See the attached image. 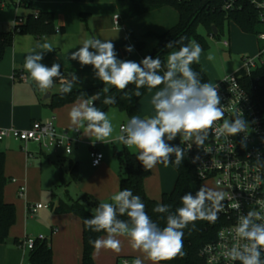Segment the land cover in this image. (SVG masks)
Instances as JSON below:
<instances>
[{"label": "clouds", "instance_id": "9594fccd", "mask_svg": "<svg viewBox=\"0 0 264 264\" xmlns=\"http://www.w3.org/2000/svg\"><path fill=\"white\" fill-rule=\"evenodd\" d=\"M44 40L43 43L37 42L26 55L23 70L42 92L53 88L58 78L61 84L59 93L62 96L69 94L78 77L75 73L69 74L70 79L65 77L59 63L53 62L50 67L42 63L45 53L54 51L47 38ZM165 47L170 50L166 59L162 60L159 55L155 58L145 56L137 62L118 58L112 40L93 37L85 39L69 55V59L78 61L82 68L90 65L96 79L113 86L118 92H125L129 85H134L131 95L140 97L141 89H156L151 99L155 114L144 118L133 115L120 125L118 132L108 113L94 103L100 99V93L87 99L78 98L68 114L75 126L73 130L85 128V135L92 140L94 138V142L121 144L130 150L135 149L136 159L148 171L158 164L173 163L179 167L185 159V149L181 144H186L190 150L193 143L198 148L202 147L209 135L231 142L229 138L240 133H244L246 139L249 132V123L239 109L230 119L225 118L218 85L203 82L200 73L193 69L192 65L200 62L202 46L181 36L178 40L169 41ZM125 50L132 52L134 48L127 46ZM207 59L215 60L214 54L209 53ZM103 91L107 93L109 89L104 88ZM102 103L113 105L116 97L105 95ZM219 121H223L222 124H218ZM177 137L180 143H171ZM242 146L246 145L242 143ZM225 197L224 191L201 186L195 195L192 192L182 195L181 206L175 211L171 210V205L157 203L153 212L163 214L161 218L165 220V226L161 227L148 215L141 197L124 188L111 196V202L99 203L91 217L84 220L87 229L106 233V236L89 243L97 252L106 249L119 253L121 240L118 237L123 236L130 247L140 251L151 264L182 258L186 255L184 230L189 225L194 230L196 221L215 223L223 210ZM256 204L264 208V201L257 200ZM231 207L240 212L238 201ZM121 216L128 219H120ZM231 235L234 243L224 245L222 255L225 260L238 261L239 264H264V215L260 211L249 209L246 214L240 212ZM218 236L224 240L223 231ZM208 248L211 250V246ZM132 264H144V261L137 257Z\"/></svg>", "mask_w": 264, "mask_h": 264}, {"label": "crops", "instance_id": "0c3cea01", "mask_svg": "<svg viewBox=\"0 0 264 264\" xmlns=\"http://www.w3.org/2000/svg\"><path fill=\"white\" fill-rule=\"evenodd\" d=\"M6 6L2 4L1 7L5 8ZM168 7L171 6H164L127 20L120 19L119 25L116 26L114 17L117 14L120 15L116 0H34L31 8L25 7L26 14H16V19L20 17L21 23L30 13L50 12L53 15L55 29H61V31L41 36L25 33L15 34L12 46L6 49L3 59L0 61V126L26 129L34 121L54 118L60 131L67 129L72 134L75 126L71 124L68 114L77 100L61 107H49L51 96L59 93L61 84L55 83L51 91L45 94L39 90L35 83L28 78V73L23 70L26 55L30 53L37 42L43 43L45 42L44 38H47V42L53 45L54 51L45 53L42 63L50 67L53 62H56L61 65L60 70L62 71L71 69V73H75L78 77L77 81L72 83V89L88 86L111 88L113 86L103 84L95 78L90 65L82 68L78 61H71L70 53L76 51L85 39L95 37L112 40L118 58L139 62L149 53L148 51L144 54L145 49L149 46V49H153L156 45L157 35L179 21L178 11L173 7L165 9ZM165 10H169L166 11L169 17L165 12L162 20H156L157 12ZM150 22L152 23L150 24ZM138 24L143 25L142 30L138 28ZM146 24L152 27L144 26ZM3 31L5 30H0V32ZM148 34L152 37L149 43L144 42V38ZM127 46H133L134 50L127 52L125 50ZM200 65L209 78L208 72L201 63ZM20 72L26 73V81L17 77ZM70 78L68 76V79ZM212 80L215 84L220 79L217 76H212ZM152 95L150 89L139 104L146 96L148 98ZM139 109L140 112L136 116L149 117L150 114L143 107H139ZM107 113L112 123L113 120H116L117 130H119L117 125L126 118L125 115L129 116L117 108H111ZM80 131L79 140L72 152L67 154L64 151H58L54 158L33 142L24 144L11 137L0 141V151L6 155L5 175L10 178V182L4 190V198L6 202L16 206V223L10 229L8 243L5 244V247L0 245V249L4 248L5 250L0 264H19L27 259L28 251L20 247V241L26 236L40 234L50 240L54 264H78L81 262L83 252L82 220L73 213H57L55 208L63 202L73 203L78 199L76 197L80 193L92 195L102 202H111V196L120 191V176L118 161L110 155L107 156L101 150V146L105 144L99 141L94 142V138L92 140L86 136L85 128L81 127ZM81 147L88 153L86 156L80 153ZM92 147L103 152L105 156L103 162L97 167L91 165L89 153ZM74 167L79 175L77 180H72ZM65 173L67 184L75 181V198L67 189L66 200L59 197L57 202H54L53 198L49 207L39 209L34 215L30 214L28 205L42 203L40 199L43 195L40 190L44 183L47 181L55 184L63 183L65 181L63 174ZM176 179L177 172L171 164H158L151 169V175L144 182L146 193L149 197L160 200L164 193L173 190ZM22 187L25 189L24 196L19 194ZM46 209L49 210L48 213L44 211ZM44 229L47 231L34 234L35 231ZM104 236L106 235L102 237ZM118 238L121 240V251L115 253L106 249H101L99 252L95 250L94 261L96 264H117L118 259L122 256H131L134 259L144 256L140 251L130 247L126 237ZM16 239L19 240V244L15 241Z\"/></svg>", "mask_w": 264, "mask_h": 264}, {"label": "trees", "instance_id": "16d2710c", "mask_svg": "<svg viewBox=\"0 0 264 264\" xmlns=\"http://www.w3.org/2000/svg\"><path fill=\"white\" fill-rule=\"evenodd\" d=\"M229 0H116L120 10V19L127 20L152 10L172 6L179 14V21L174 26L157 35L158 41L149 53L145 56L158 55L162 60L166 59L167 52L170 51L165 47L169 41L178 40L181 36H186L189 40H195L204 49L208 48V43L204 35L200 34L198 28L203 27L208 34L219 37L224 32L226 22L234 21L238 27L247 33L257 34L258 16L254 4L250 0H235L233 9H225V4ZM34 0H22L21 4L26 8H31ZM22 21L20 17H17ZM216 31H215V29ZM262 29V27H261ZM61 31L55 29L53 23V15L50 12L30 13L24 22H19L10 31L0 32V61L3 59L6 49L12 46L16 33L31 34L41 36ZM188 41L186 40L185 43ZM140 47V44H138ZM193 69L200 73L203 82H209L207 74L202 70L200 63L193 64ZM241 70L237 71L240 73ZM61 73L70 76L71 69L62 71ZM250 94L255 97L264 107V65L256 71H253L250 77L243 78ZM103 86L77 87L72 89L71 93L61 95L53 94L48 104L51 108H57L72 103L78 98L87 99L90 96L100 93V99L95 101L97 107L108 112L111 108H117L125 112L129 116L138 115L140 112L139 102L150 89H141L142 95L136 97L131 95L134 85H129L125 92H118L114 87L107 88L109 91L105 93ZM86 94V95H85ZM105 95H113L116 97V103L113 105H104L102 103ZM130 97V98H129ZM173 144H179L180 138L172 141ZM184 148V145L181 144ZM114 155L119 161L120 190L129 188L134 195H139L146 205V212L161 227L165 226V220L162 219L163 214L153 212V208L157 203L168 204L172 206V211L180 205V197L187 192L194 194V185L202 186L198 179L193 166L188 162L185 153V159L182 164L177 167L170 163L177 171V179L174 188L169 193H164L160 200L153 199L148 196L145 190L144 182L151 175V170H144L143 166L136 159L135 151L123 146L122 149L113 146ZM6 155L0 151V243H5L9 237L10 229L16 223V206L13 203L5 201L4 190L10 182V178L5 175ZM79 178L77 169H72V180ZM95 197L84 194L71 204L60 203L56 208L57 213H73L80 217L83 226V252L82 260L78 264H96L94 261L95 249L89 243L98 237L106 235L104 232H93L86 228L84 220L90 218L95 207L101 203ZM120 219L127 220V216H121ZM224 224V219L219 213V218L215 223L209 221H196L195 229L189 225L184 230V257H177L171 261L161 262L162 264H207L205 257L201 255L203 247L216 239L217 232ZM19 244V240L16 239ZM262 258H264L262 256ZM28 261L32 264H54L53 251L50 240H37L34 248L28 252ZM239 264V262L237 263Z\"/></svg>", "mask_w": 264, "mask_h": 264}, {"label": "built area", "instance_id": "2783aa9c", "mask_svg": "<svg viewBox=\"0 0 264 264\" xmlns=\"http://www.w3.org/2000/svg\"><path fill=\"white\" fill-rule=\"evenodd\" d=\"M21 1L14 0V4L21 5ZM250 1L254 4L258 22L262 26L261 31L257 33L261 47L255 57L244 59L240 73L226 75L215 83L218 85L219 95L222 98L221 104L225 106V118L230 119L239 109L244 119L249 123L247 138L245 139L244 133H240L229 138L231 141L229 142L223 138L217 140L214 135H209L202 147L198 148L193 143L190 150L186 144H183L186 158L193 166L202 185L212 183L218 190L226 193L225 200L222 202L224 207L220 212L224 224L218 230L216 239L207 243L201 250V255L205 257L207 264H237L238 261L225 260L222 252L225 244L231 246L234 243L231 229L236 224L238 215L240 212L246 214L249 209H256L264 215V208L256 204L257 200L264 201V107L250 94L243 79L246 76L250 77L253 71L264 65V0ZM234 7L235 0H229L225 4V9ZM114 20L115 25L118 26L120 15H115ZM19 22L18 19L15 20L16 25ZM224 44L229 46L228 41H224ZM64 76L68 78L67 75L64 74ZM17 77L23 81L27 80V75L24 72L18 73ZM55 83H60L58 78ZM222 122L219 121L218 124H222ZM73 133L71 134L67 129L60 131L54 118H51L34 121L26 129L0 126V141L11 137L24 144L36 143L43 150L64 151L70 154L79 140L78 136L81 131L73 130ZM242 143L246 146H242ZM89 155L93 167L99 166L105 158L104 153L94 147L91 148ZM97 160L99 162L94 163ZM19 194L24 196V187L19 190ZM236 201L241 205L240 212L231 207ZM44 207L49 206L42 203L30 204L28 212L34 215ZM221 231L224 232V240L218 236ZM37 240L44 241L47 240V237L42 234L26 236L20 241V247L29 252L34 248ZM208 246H211V250ZM133 260L134 258L131 256H122L118 259L117 264H126V262L132 264ZM19 264L32 263L25 259Z\"/></svg>", "mask_w": 264, "mask_h": 264}, {"label": "rangeland", "instance_id": "374dc122", "mask_svg": "<svg viewBox=\"0 0 264 264\" xmlns=\"http://www.w3.org/2000/svg\"><path fill=\"white\" fill-rule=\"evenodd\" d=\"M13 1L14 0H0V30H5V31L11 30L14 26L16 14L23 15V14H26L27 12V9L23 5L16 6ZM2 4H5L7 6L5 8H2L1 7ZM171 7H168L165 9H171ZM166 11H169V10H165L164 12H157L158 14L157 16H155V19L159 21L162 20L164 13ZM166 16L169 17L168 12H166ZM151 23L152 22H150V24ZM137 26L138 28H141L140 30L143 29L142 28L143 25L141 26L140 24H138ZM144 26H150V25L146 24ZM151 27L152 26H150V28ZM261 27H262L261 24H258V30H261ZM198 31L200 34L204 35V38L208 43L207 49H204L202 47L203 52L201 53L200 63L202 64V67L208 72L210 82L213 84L214 82L212 80V76H217L219 79H222L226 75L237 72L243 67L244 59L246 57H255L258 54L259 48L261 47V41L259 40L257 34L247 33V32L242 31L234 21L226 22L224 32L220 34L219 37H216L213 34H208L207 31L201 26L198 28ZM151 39H152L151 35L148 34L144 38V42L149 43ZM224 41H229L230 47L226 46L224 44ZM149 47L145 49L144 54L152 49V48L149 49ZM209 53L214 54L215 60L210 61L207 59V56L209 55ZM51 89H49L47 92L51 91ZM155 91L156 89H151V92L153 93V95ZM152 96L151 97L149 96L148 98L146 96V98H144L139 104V107H143L146 110V112L150 114L149 117L155 114L154 107L151 103ZM125 117L126 118H124L123 121L120 122L119 125H117V128L120 127V124H124L127 122V120L129 119V116L125 115ZM113 125L116 128V120H113ZM116 131L118 132L119 130L116 129ZM115 145L119 149L123 148V145L121 144H115ZM113 146L114 145L112 144H105L104 146H101V150L107 156L110 155L118 161L117 157L114 155ZM132 150H135V149H132ZM46 151L50 153L51 157L53 158L56 157L57 152L53 150H49V151L46 150ZM80 151H81L80 153L85 156L88 154L86 153V150H84V148L82 147ZM118 166H119V161H118ZM63 177L65 178L64 179L65 181H63V183L60 182L58 184H55L53 182L49 183L48 181L44 183L43 188H41L40 190V192L43 195L42 198L40 199V202H42L44 205H49L52 202L53 198H54L53 200L54 202H57L59 197L66 200L67 198L66 190L67 189L75 198V193H76L75 181L71 182L70 184H67L68 180L66 181V177H67L66 173L63 174ZM202 186H206L208 188L218 190L211 183H204ZM199 187L200 186L198 185H194L193 195H195V192L199 189ZM84 194L86 193H80V195L77 196L76 198H80ZM44 211L48 213L49 210L46 209ZM45 231L47 230L44 229L40 231H35L34 234L37 235L39 232H45ZM7 243L8 242L6 241L5 243H0V245L2 247L3 246L5 247V244ZM4 253H5L4 248H1L0 249V262H2ZM140 258L144 261V264H151V262L147 260L144 256ZM56 260L58 262V259Z\"/></svg>", "mask_w": 264, "mask_h": 264}, {"label": "water", "instance_id": "95a60500", "mask_svg": "<svg viewBox=\"0 0 264 264\" xmlns=\"http://www.w3.org/2000/svg\"><path fill=\"white\" fill-rule=\"evenodd\" d=\"M214 29H215V27H214ZM215 31H216V29H215ZM47 96H49V95H47Z\"/></svg>", "mask_w": 264, "mask_h": 264}]
</instances>
